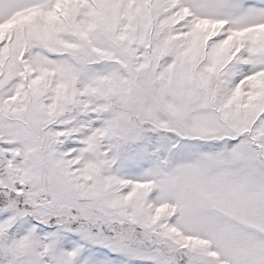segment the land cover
Returning <instances> with one entry per match:
<instances>
[{
    "label": "snow or ice",
    "instance_id": "snow-or-ice-1",
    "mask_svg": "<svg viewBox=\"0 0 264 264\" xmlns=\"http://www.w3.org/2000/svg\"><path fill=\"white\" fill-rule=\"evenodd\" d=\"M0 264H264V0H0Z\"/></svg>",
    "mask_w": 264,
    "mask_h": 264
}]
</instances>
